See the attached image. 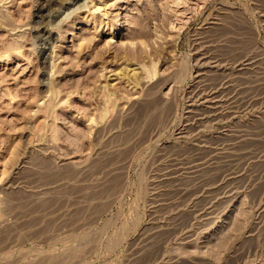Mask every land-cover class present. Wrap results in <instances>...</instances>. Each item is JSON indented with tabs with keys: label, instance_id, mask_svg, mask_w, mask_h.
Listing matches in <instances>:
<instances>
[{
	"label": "rangeland",
	"instance_id": "rangeland-1",
	"mask_svg": "<svg viewBox=\"0 0 264 264\" xmlns=\"http://www.w3.org/2000/svg\"><path fill=\"white\" fill-rule=\"evenodd\" d=\"M0 264H264V0H0Z\"/></svg>",
	"mask_w": 264,
	"mask_h": 264
}]
</instances>
